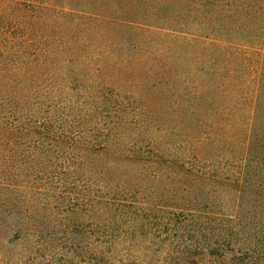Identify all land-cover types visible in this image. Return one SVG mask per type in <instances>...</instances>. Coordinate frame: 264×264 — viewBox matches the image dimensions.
<instances>
[{
  "label": "trees",
  "instance_id": "trees-1",
  "mask_svg": "<svg viewBox=\"0 0 264 264\" xmlns=\"http://www.w3.org/2000/svg\"><path fill=\"white\" fill-rule=\"evenodd\" d=\"M38 2L0 35V264H264V0Z\"/></svg>",
  "mask_w": 264,
  "mask_h": 264
},
{
  "label": "rangeland",
  "instance_id": "rangeland-1",
  "mask_svg": "<svg viewBox=\"0 0 264 264\" xmlns=\"http://www.w3.org/2000/svg\"><path fill=\"white\" fill-rule=\"evenodd\" d=\"M50 18V11L43 10L38 0H0L1 36L22 34L29 29L37 34L42 30L48 31L51 28ZM150 31L151 35L157 38V41H150V44L153 49H156L154 53H158L157 47L162 44L163 36L156 29H150ZM247 48L252 52L255 61H258L262 52L261 46L252 44Z\"/></svg>",
  "mask_w": 264,
  "mask_h": 264
}]
</instances>
